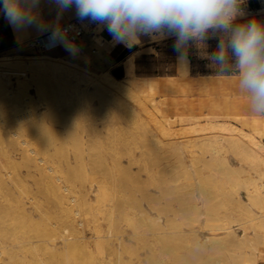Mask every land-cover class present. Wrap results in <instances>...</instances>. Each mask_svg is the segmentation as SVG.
<instances>
[{
  "label": "rangeland",
  "instance_id": "1",
  "mask_svg": "<svg viewBox=\"0 0 264 264\" xmlns=\"http://www.w3.org/2000/svg\"><path fill=\"white\" fill-rule=\"evenodd\" d=\"M141 41L117 65L106 51L0 56L45 63L0 72V264L264 256V136L243 124L259 117L247 101L221 98L229 78L202 58L217 40L192 45L186 64L173 38ZM108 74L121 91L105 90Z\"/></svg>",
  "mask_w": 264,
  "mask_h": 264
},
{
  "label": "clouds",
  "instance_id": "2",
  "mask_svg": "<svg viewBox=\"0 0 264 264\" xmlns=\"http://www.w3.org/2000/svg\"><path fill=\"white\" fill-rule=\"evenodd\" d=\"M56 6L54 20L40 13L41 0H0V14L15 30L35 27L47 32V47L62 46L76 56L80 49L64 27L65 12L106 30L113 44L133 48L141 37L153 42L173 38L177 60L186 64L192 45L207 48L209 39L217 44L202 58L209 61L216 76L235 78L237 91L247 100L249 111L264 117V21L245 19L246 0H51ZM79 34L78 31L76 33Z\"/></svg>",
  "mask_w": 264,
  "mask_h": 264
},
{
  "label": "crops",
  "instance_id": "3",
  "mask_svg": "<svg viewBox=\"0 0 264 264\" xmlns=\"http://www.w3.org/2000/svg\"><path fill=\"white\" fill-rule=\"evenodd\" d=\"M246 14L255 13L264 10V0H246L243 6ZM56 6L51 0H41L40 13L42 17L47 21L54 20L56 16ZM77 19L75 11L69 10L64 13L61 20V24ZM21 34H20V33ZM46 33V32H45ZM44 34V33H43ZM42 35L36 30L35 27H29L20 31H15L4 18L3 14H0V56H16L21 54H27L30 49H35L30 46V41ZM97 38L101 39V44L97 42ZM112 39L108 35L107 31H100L98 34H93L90 30L81 36L76 43L79 49L85 54L94 53L97 56L98 53L106 51L108 54L109 61L114 64H124L126 56L129 54V48H126L122 44H108L111 43ZM42 43L47 46V39L43 40ZM135 50L134 52H139ZM51 53L55 56H64L68 54L62 46H56L51 49ZM97 53V54H96ZM235 81V78L229 79ZM232 81V82H233ZM234 87H237V82H233ZM231 89L221 94V98L226 100L227 106L231 108V103H237L238 105L244 104L246 98L240 95L237 88ZM236 89V90H235ZM236 91V92H235ZM233 93V94H232ZM237 95H235V94ZM225 95V96H224ZM227 95V96H226ZM237 98V99H236ZM233 99V100H232ZM235 99V100H234ZM237 101V102H235ZM244 101V102H243ZM256 264H264V256L259 258Z\"/></svg>",
  "mask_w": 264,
  "mask_h": 264
},
{
  "label": "bare ground",
  "instance_id": "4",
  "mask_svg": "<svg viewBox=\"0 0 264 264\" xmlns=\"http://www.w3.org/2000/svg\"><path fill=\"white\" fill-rule=\"evenodd\" d=\"M20 33V32H19ZM21 34V33H20ZM14 63H16V62H14ZM18 66H19V68H18ZM32 67V66H35V67H37L38 69H42V68H44L45 67V63L43 62V61H31V62H28V63H26V64H22V65H20L19 63H16V64H13V63H11V62H6V61H0V72H14L16 69H20V67L21 68H24V69H28L29 67ZM17 67V68H16ZM16 68V69H15ZM0 77H2V75H1V73H0ZM104 82H103V84H105V90L106 91H121V87H119V86H117V85H114L115 84V79L111 76V75H109L108 74V77L107 78H105L104 80H103ZM233 81V80H232ZM231 80H229V79H226V81H221V83L223 82V84L225 85V87H224V89L226 90L225 92H227V91H229V90H231V89H234L235 87H234V85H233V82L235 83V81H233L232 82ZM212 85V84H211ZM237 88V87H236ZM236 90V89H235ZM224 92V93H225ZM236 92V91H235ZM233 94V93H232ZM235 94V93H234ZM238 94V93H237ZM237 94H235V95H237ZM225 96V95H224ZM227 96V95H226ZM237 99V98H236ZM233 100V99H232ZM235 100V99H234ZM235 102H237V101H235ZM244 102V101H243ZM235 105H238L237 103H231V107H233V106H235ZM244 120V119H243ZM243 122V121H242ZM245 123V124H244ZM228 125H226L225 124V126L222 124V126L223 127H225L226 129H228L230 132H232L233 133V131L235 130V132L237 131V128L235 129V127L232 125V124H229V123H227ZM243 124L245 125V126H248V127H250L251 128V131H253V132H256V134H259V136H264V118H251L250 120H249V122L247 121H244L243 122ZM216 125V124H215ZM221 125V124H220ZM220 125H219V127H220ZM195 126V125H194ZM193 127V126H192ZM198 127V126H197ZM218 127V126H217ZM201 128V127H200ZM215 129H217L216 127H215ZM200 130V129H199ZM233 130V131H232ZM239 130V129H238ZM229 132V133H230ZM241 132V131H240ZM251 133V132H250ZM254 134V133H253ZM252 135V134H251ZM250 138V137H249ZM15 139V138H14ZM26 144V143H25ZM260 149H262V151H264V147H259ZM259 149V150H260ZM27 151V150H26ZM261 189V188H260ZM57 193V192H56ZM55 193V194H56ZM256 193V192H255ZM52 196H54V193H53V195ZM59 196V195H58ZM3 197H5V196H3ZM63 197V196H62ZM54 198V197H53ZM56 198V197H55ZM57 199V201H58V197L56 198ZM88 203V202H87ZM30 205V204H29ZM262 208H264V206H262L261 207V209ZM60 209V208H59ZM260 209V210H261ZM61 212V211H60ZM261 212H264V211H261ZM58 218H60V217H58ZM45 220V219H44ZM95 230H93V232H94ZM138 231V230H137ZM55 232V231H54ZM138 233H140V232H138ZM95 234V233H94ZM122 241V240H121ZM102 245V244H101ZM123 245V244H122ZM117 247V246H116ZM125 247V246H124ZM101 249V248H100ZM110 249V248H109ZM120 249V248H119ZM125 249H127V248H125ZM103 251V250H102ZM117 251V250H116ZM23 252H25V250H23ZM128 252H129V250H128ZM123 253H124V251H123ZM129 254V253H128ZM100 255V254H99ZM101 256V255H100ZM117 256V255H116ZM102 257H104V256H102ZM102 259V258H101ZM85 262V261H84ZM111 262V261H110ZM54 263V262H53ZM54 264H56V263H54Z\"/></svg>",
  "mask_w": 264,
  "mask_h": 264
},
{
  "label": "built area",
  "instance_id": "5",
  "mask_svg": "<svg viewBox=\"0 0 264 264\" xmlns=\"http://www.w3.org/2000/svg\"><path fill=\"white\" fill-rule=\"evenodd\" d=\"M62 25L64 27H68L70 25L74 26V30L72 32H70V36H73L75 38V41L78 40L81 36H83L90 29L97 27L96 24L90 23L87 20L81 22L78 19L66 22ZM77 31L79 33L78 35L76 34ZM47 36H48V33L46 32L40 36L33 38L30 41V46H32L33 48L38 49V50H51L52 48H49L42 43L43 40L47 39Z\"/></svg>",
  "mask_w": 264,
  "mask_h": 264
}]
</instances>
